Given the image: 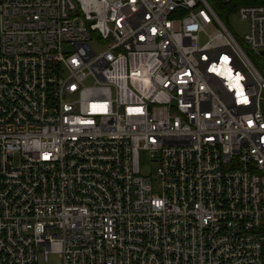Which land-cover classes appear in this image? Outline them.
<instances>
[{
    "label": "built area",
    "instance_id": "1",
    "mask_svg": "<svg viewBox=\"0 0 264 264\" xmlns=\"http://www.w3.org/2000/svg\"><path fill=\"white\" fill-rule=\"evenodd\" d=\"M233 2L0 0V264H264V0Z\"/></svg>",
    "mask_w": 264,
    "mask_h": 264
},
{
    "label": "rangeland",
    "instance_id": "2",
    "mask_svg": "<svg viewBox=\"0 0 264 264\" xmlns=\"http://www.w3.org/2000/svg\"><path fill=\"white\" fill-rule=\"evenodd\" d=\"M213 6L217 13L221 16L226 26L236 37V40L244 47L242 38L247 29V22L241 20L235 12H229L226 14V16H224L219 9V7L222 6L220 2L214 3ZM200 41H203V38H201ZM92 46L95 49H97L98 47L94 42L92 43ZM250 58L259 70L261 76L264 78V63L258 61L253 55H250ZM89 83L90 80L86 81V84ZM140 166L142 174L147 175L150 178L154 177V166L151 164L149 155L145 151L140 153ZM46 264H61V255L58 253H49L48 261Z\"/></svg>",
    "mask_w": 264,
    "mask_h": 264
},
{
    "label": "trees",
    "instance_id": "3",
    "mask_svg": "<svg viewBox=\"0 0 264 264\" xmlns=\"http://www.w3.org/2000/svg\"><path fill=\"white\" fill-rule=\"evenodd\" d=\"M252 2H258V0H234L233 5L234 4H240V3H252Z\"/></svg>",
    "mask_w": 264,
    "mask_h": 264
}]
</instances>
